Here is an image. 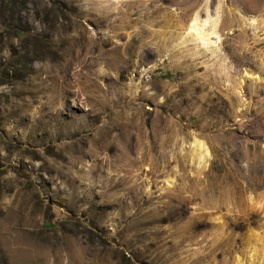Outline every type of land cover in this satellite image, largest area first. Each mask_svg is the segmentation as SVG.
Returning a JSON list of instances; mask_svg holds the SVG:
<instances>
[{
    "label": "rangeland",
    "instance_id": "1",
    "mask_svg": "<svg viewBox=\"0 0 264 264\" xmlns=\"http://www.w3.org/2000/svg\"><path fill=\"white\" fill-rule=\"evenodd\" d=\"M0 264H264V0H0Z\"/></svg>",
    "mask_w": 264,
    "mask_h": 264
},
{
    "label": "bare ground",
    "instance_id": "2",
    "mask_svg": "<svg viewBox=\"0 0 264 264\" xmlns=\"http://www.w3.org/2000/svg\"><path fill=\"white\" fill-rule=\"evenodd\" d=\"M205 23H200L199 21V18L197 15L193 16V18L191 19V22L190 24L188 25L189 27V32L190 33H195V36L204 41L205 40V37H209V35H211L214 31L212 30L211 32L209 33H205L204 30H203V27H204ZM214 28V27H213ZM195 148L197 152L201 153L204 148H203V144L201 143V141H196L195 140ZM205 153H207V150L205 151Z\"/></svg>",
    "mask_w": 264,
    "mask_h": 264
}]
</instances>
